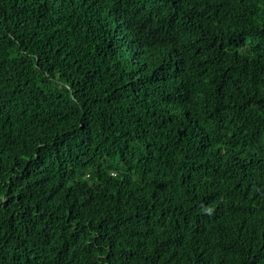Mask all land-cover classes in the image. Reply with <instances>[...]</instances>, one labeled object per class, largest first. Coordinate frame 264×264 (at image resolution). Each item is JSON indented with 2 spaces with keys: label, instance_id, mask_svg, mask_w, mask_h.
I'll return each mask as SVG.
<instances>
[{
  "label": "trees",
  "instance_id": "trees-1",
  "mask_svg": "<svg viewBox=\"0 0 264 264\" xmlns=\"http://www.w3.org/2000/svg\"><path fill=\"white\" fill-rule=\"evenodd\" d=\"M0 264H264V0H0Z\"/></svg>",
  "mask_w": 264,
  "mask_h": 264
}]
</instances>
